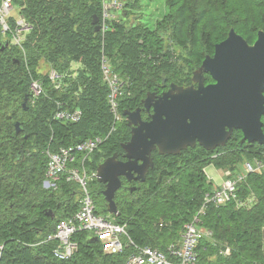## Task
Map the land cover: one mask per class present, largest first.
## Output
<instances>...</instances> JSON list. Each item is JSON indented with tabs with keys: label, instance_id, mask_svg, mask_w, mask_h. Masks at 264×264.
I'll return each instance as SVG.
<instances>
[{
	"label": "trees",
	"instance_id": "obj_1",
	"mask_svg": "<svg viewBox=\"0 0 264 264\" xmlns=\"http://www.w3.org/2000/svg\"><path fill=\"white\" fill-rule=\"evenodd\" d=\"M14 4L31 29L25 33L24 51L10 43V36L4 38L0 29V143L7 154L21 151L24 155L22 166L17 167L21 168L18 179L6 172V197L15 202L13 207L7 203L6 216L17 221L7 223L6 236L15 235V241L9 237L2 241L8 244L2 264H127L133 247L121 255H108L87 232L75 236L79 250L67 262L53 257L55 243L40 244L61 220L79 210L81 195L78 185L65 178L57 189L44 186L45 152L91 138L108 139L86 162L92 172L115 153L122 155V144L131 138L124 111L143 108L148 93L161 95L171 84L191 86L194 72L232 29L254 44L259 32H264V0H166L167 13L155 30L139 19L114 22L104 45L92 25L94 17L103 13L100 0H14ZM127 8V14L133 15L141 9L140 1H129ZM6 43L10 45L2 51ZM103 51L124 83V94L118 99L122 120L114 132L109 86L101 72ZM51 69L65 75L61 90L49 80ZM35 80L44 88L37 98L32 92ZM212 82L206 75V84ZM57 102L65 104L64 109H81L82 120H55ZM142 115L150 117L145 110ZM18 122L23 126L21 133L15 126ZM120 124L129 128L125 139L117 137ZM263 157L264 145L248 143L241 131L234 133L226 147L213 152L199 145L180 155L155 152V167L144 184L134 186L137 191L131 193L132 183L123 178L115 198L119 214L113 221L127 226L135 244L167 253L213 191L205 169L215 165L235 172L241 163ZM237 193L246 206L238 208L235 201L222 207L210 205L202 215V226L209 234L200 242L198 264H264V170L238 184ZM104 202L107 212L105 198ZM228 249L230 254L225 255Z\"/></svg>",
	"mask_w": 264,
	"mask_h": 264
},
{
	"label": "water",
	"instance_id": "obj_2",
	"mask_svg": "<svg viewBox=\"0 0 264 264\" xmlns=\"http://www.w3.org/2000/svg\"><path fill=\"white\" fill-rule=\"evenodd\" d=\"M99 23L95 16L92 25L96 33L100 32ZM206 75L214 82L206 84ZM192 82L189 87L171 84L161 95L148 93L143 108L124 111L131 138L122 144V155L115 153L97 169V180L105 186L108 214H119L115 198L123 178L146 182L155 167V152L180 155L198 145L213 152L226 147L236 131H241L248 143L264 145V32L250 44L232 29L228 38L216 45L214 55L207 56L194 72ZM24 107L28 108L27 101ZM144 110L149 121L143 119ZM16 129L21 133L22 123L18 122ZM137 190L130 188L131 193ZM48 215L54 217L53 212Z\"/></svg>",
	"mask_w": 264,
	"mask_h": 264
},
{
	"label": "built area",
	"instance_id": "obj_3",
	"mask_svg": "<svg viewBox=\"0 0 264 264\" xmlns=\"http://www.w3.org/2000/svg\"><path fill=\"white\" fill-rule=\"evenodd\" d=\"M100 1L103 13L100 17L99 33L104 45L107 34L113 30L114 22L126 23L129 20L127 5L129 1L135 2L136 0ZM0 29L3 35L10 36V43L13 46L20 47L24 51L25 33L31 29V26L22 15L21 10L16 8L14 0H0ZM101 72L109 86V103L115 121L111 132H114L117 123L122 120L118 99L124 94V83L120 75L113 71L111 62L104 55V51L101 59ZM64 76L54 69L48 73L49 80L57 90L62 89ZM32 92L34 98L44 94V88L40 81L35 80L32 83ZM56 104L58 110L55 120L63 123H79L82 120L83 112L81 109L71 111L64 109L67 106L61 102ZM107 140L96 137L76 145L61 147L57 152H52L50 149L45 152L48 158L46 177L50 186H44L57 189V183L65 178L67 183L78 184L81 191L79 210L66 220L61 221L44 241L47 244H56L53 249V257L56 260L62 262L72 260L79 250V244L74 239L75 236L87 232L92 237L99 239L103 250L108 255H121L126 249L133 247L134 251L128 257L127 264H198L200 242L209 234L201 223V217L208 206L222 207L234 201L238 203V208L246 206L247 203L240 202L238 199V184L245 181L249 175L264 170L263 157L262 159L256 158L253 162L241 163L243 167L241 169L238 167L235 172L224 171L225 180L223 183L213 187L212 193L206 195L200 212L192 222L184 227L181 243L170 244L167 253H165L153 247H141L135 244L126 225H120L97 214V206L89 188L90 182L97 181V172L89 174L86 162ZM224 254L229 255L230 250L228 249ZM170 256L172 259L169 258Z\"/></svg>",
	"mask_w": 264,
	"mask_h": 264
},
{
	"label": "rangeland",
	"instance_id": "obj_4",
	"mask_svg": "<svg viewBox=\"0 0 264 264\" xmlns=\"http://www.w3.org/2000/svg\"><path fill=\"white\" fill-rule=\"evenodd\" d=\"M141 4V9L136 10L133 12V15L130 14V22L136 21L137 19L140 20V22L144 25L149 27L152 30H155L158 23L163 19L165 14L167 13V6H166V0H139ZM18 9V7H16ZM9 35H5L4 38H7ZM171 51L174 50V46L171 45ZM175 55L177 53L175 52ZM74 69L78 67V65L73 66ZM129 134V128L126 125L120 124L119 125V133L117 134V137L119 139H125ZM248 160V159H247ZM214 166V167H213ZM208 166L205 170L209 182H211L210 178H218L215 180L216 183H221L222 179H219V172L215 170V165ZM240 169L243 167V164H240L238 166ZM89 174L92 173L93 170L88 168ZM221 173V172H220ZM90 190L92 192L93 200L95 201V204L97 206V214L106 217L110 220H114L113 216H110L105 209V202L104 198L100 195V192L102 190L101 183L97 180L96 184L91 183Z\"/></svg>",
	"mask_w": 264,
	"mask_h": 264
},
{
	"label": "flooded vegetation",
	"instance_id": "obj_5",
	"mask_svg": "<svg viewBox=\"0 0 264 264\" xmlns=\"http://www.w3.org/2000/svg\"><path fill=\"white\" fill-rule=\"evenodd\" d=\"M144 119L146 121H149L151 118L148 117V115H146ZM26 139H28V137ZM3 147L4 146L1 145L0 143V264H2L4 260L5 251H6V248L8 247V244L6 242L2 243V241H5L7 237H9L11 241H15V235H12L10 233L9 235L6 236L7 223L8 221L12 219H15L17 221L16 217H13L12 219H8V217L6 216L7 203L10 202L11 207L15 206L14 200H7V197H6V185L8 183L6 182V178H5L6 172L8 170H9V173L13 172L14 177L18 179L16 173H19L21 168H17V167L22 166V161H24V155L21 153V151H16L14 153L7 154L4 151ZM7 157H10V158H7ZM10 177L12 178V176ZM129 183H132L130 186L131 188L136 186V184H139V182H136V181L129 182Z\"/></svg>",
	"mask_w": 264,
	"mask_h": 264
},
{
	"label": "crops",
	"instance_id": "obj_6",
	"mask_svg": "<svg viewBox=\"0 0 264 264\" xmlns=\"http://www.w3.org/2000/svg\"><path fill=\"white\" fill-rule=\"evenodd\" d=\"M90 160V159H89ZM210 166H213V165H210ZM214 167V166H213ZM207 169V168H206ZM205 169V170H206ZM215 170L217 171V172H219L218 174H219V179L221 180L222 179V182L221 183H216L215 182V180L216 179H218V178H210V180H211V182L213 183V187L214 186H216V185H221L222 183H223V181L225 180V176H224V171L223 170H221V169H218V168H216L215 167ZM221 172V173H220ZM207 175V174H206ZM208 176V175H207ZM209 177V176H208ZM76 184V183H75ZM45 185L47 186V187H49L50 186V184H49V182L46 180L45 181ZM78 185V184H77ZM45 186V187H46ZM46 187V188H47ZM78 188H79V190H80V187H79V185H78ZM80 198H81V195H80V197L78 198L79 200H80ZM77 212V211H76ZM110 215V214H109ZM49 216H51V215H49ZM110 216H112V215H110ZM117 216V215H116ZM114 217V216H113ZM53 218H55V216L53 217ZM61 221H63V220H61ZM111 221H113V220H111ZM47 238V237H46ZM46 239H44V241H45ZM124 240H126V239H124ZM44 241H42L40 244H42V245H44V244H47V243H44ZM181 241H182V236H181V240L179 241V243H181Z\"/></svg>",
	"mask_w": 264,
	"mask_h": 264
},
{
	"label": "clouds",
	"instance_id": "obj_7",
	"mask_svg": "<svg viewBox=\"0 0 264 264\" xmlns=\"http://www.w3.org/2000/svg\"><path fill=\"white\" fill-rule=\"evenodd\" d=\"M92 237V236H91Z\"/></svg>",
	"mask_w": 264,
	"mask_h": 264
}]
</instances>
